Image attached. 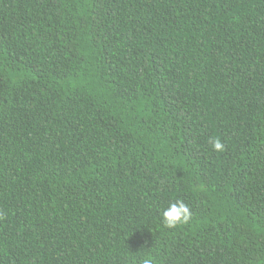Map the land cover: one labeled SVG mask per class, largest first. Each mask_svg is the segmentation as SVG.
<instances>
[{"label": "trees", "instance_id": "1", "mask_svg": "<svg viewBox=\"0 0 264 264\" xmlns=\"http://www.w3.org/2000/svg\"><path fill=\"white\" fill-rule=\"evenodd\" d=\"M144 259L264 264V0H0V264Z\"/></svg>", "mask_w": 264, "mask_h": 264}, {"label": "clouds", "instance_id": "2", "mask_svg": "<svg viewBox=\"0 0 264 264\" xmlns=\"http://www.w3.org/2000/svg\"><path fill=\"white\" fill-rule=\"evenodd\" d=\"M216 150L223 149L224 145L216 141L213 145ZM190 206L182 199H177L161 210L162 223L167 228H176L178 225H186L192 218ZM143 264H152L149 259H144Z\"/></svg>", "mask_w": 264, "mask_h": 264}]
</instances>
